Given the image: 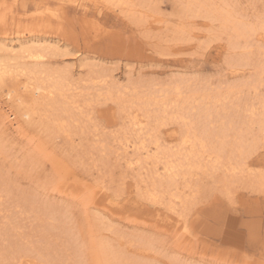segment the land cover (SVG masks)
Listing matches in <instances>:
<instances>
[{
	"label": "rangeland",
	"instance_id": "374dc122",
	"mask_svg": "<svg viewBox=\"0 0 264 264\" xmlns=\"http://www.w3.org/2000/svg\"><path fill=\"white\" fill-rule=\"evenodd\" d=\"M189 2L0 0V64L65 80L36 108L0 87V264H264L263 190L195 169L150 195L152 176L174 163L154 155L189 150L174 116L198 111L193 91H229L239 121L264 114V28L237 47ZM228 2L236 22L264 23V0ZM24 43L48 51L8 57ZM176 83L181 95H167ZM263 148L246 154L251 170L264 171Z\"/></svg>",
	"mask_w": 264,
	"mask_h": 264
},
{
	"label": "bare ground",
	"instance_id": "6f19581e",
	"mask_svg": "<svg viewBox=\"0 0 264 264\" xmlns=\"http://www.w3.org/2000/svg\"><path fill=\"white\" fill-rule=\"evenodd\" d=\"M206 1L207 0H190L189 4H187V6H186L187 9L186 8L185 9L191 11L192 13H197L198 16H200V17L202 16L204 19H209L211 21H216V22L220 23V26H221V27L219 26L220 29L222 28L224 34L226 33L228 35V37L230 39H232L231 44L234 42V45H237V47L240 44H243V46L244 45L248 46L249 40H251L250 38L252 36H254V34L258 30L264 28V23H262V22L258 23V24H254V25L247 24L244 21H243L244 23L242 21H238V20L236 22V20L233 19V17L230 15L229 11L227 10V7H229V5H230L229 4L230 2H228V0H220L219 4H212V3H209ZM118 4H119V2H118ZM191 12H189V13H191ZM232 12H233V10H232ZM219 31H221V30H219ZM19 46L21 48L20 49L21 52L19 53V55H15V53H11V54H8L9 55L8 57H10V56L14 57L15 56V58L17 57L16 59L18 60V59H22L20 57L22 54H27L29 56V58H31L35 61H40L44 57V54L46 53V51H48L45 48V46L40 45L38 43H32V44L24 43V44H21ZM10 49H12V48H10ZM18 50H19V48H18ZM18 52L16 51V53H18ZM8 53H9V51H8ZM27 55H26V57H27ZM5 56H7V55H4V57ZM15 58H13V59H15ZM0 59H1V57H0ZM15 60H14V62H15ZM4 61H6V60H4ZM245 61H246V59L243 62H245ZM10 62H12V61H10ZM237 62H239V61H237ZM246 62H248V61H246ZM2 64H3V66L1 67ZM2 64H0V87L3 90H5L7 93H9V95L11 97H15V98L17 97L18 98L21 94L23 96L25 94V100H26V102L28 101V104L30 103L32 108H36L40 105L38 103L39 98L42 97L45 100L44 95L48 94L50 96H53V97H50V99H49L50 101H53L55 99L54 98L55 92H62L63 89L65 88L64 87L65 80L62 76H53V77H49L47 79L46 77L43 78V75L40 72V70L37 71L35 69H33V70L32 69H20L19 67L17 68L15 66H12L14 63L11 65L10 63H8V61H6ZM239 64L240 63H238V65ZM35 68H36V66H35ZM18 74H20L19 76H21V74L23 76H27V81L26 80H25V82H20L21 80L18 81L19 79L16 77V76H18ZM22 79H24V78H22ZM63 80H64V82H63ZM178 85L179 84L176 83L171 88L169 87V90H168L169 93L168 92H165V93L167 95L168 94H175L179 97V94L181 95V92L179 89V86L181 84L179 86ZM185 85H187V84H185ZM188 89H189V85H188ZM111 91H113V90H110L108 92L105 91V93L103 94L102 97H106L105 99H107V97H108V99H109L110 98L109 96H104V95H106L107 93L110 94ZM200 92L202 93V91L196 90V91H193V93L195 95L191 94V96H197L200 99V103H198L199 108H198V111L196 113H194V114H192V113L181 114L179 112V113H177V116H174L175 121H179L182 124H184L185 130L181 134L182 135L181 136V144H182V146H189V150L184 152L183 148H179L178 151H175V152H172V151L167 152L166 151L168 153V155H167V153H164L165 152L164 151L162 153V155H160L161 154L160 153L159 155H154V157H153L154 164H156V165H157V163L158 164L161 163L160 159H162V158H165V159L172 158L174 160V163L163 162L164 166L162 169H164L165 173H166V175L164 177H160L159 175L158 176H155V175L152 176L150 184H149L151 187L150 188L151 197L154 195L153 199H155L156 197L160 198L161 195L163 196L164 194H168L171 191V190L169 191V189L172 188L171 186H173L174 182L176 181V178L181 177L184 179L185 175L189 174L191 171H192L191 173H193V170H195V169L203 170V174H204L205 170H207L208 172L210 171L211 177H212L213 173H215V175H216V172H218V171L223 172L224 171L228 175V177H227L228 180H226L225 182L231 183L233 180L234 181L237 180V182L239 183V181H240L239 179H241L245 184H247L248 187L254 188V189H259V190L261 189L264 192V171L251 170L250 167L247 166V164H246L247 155L250 157L252 154H254L256 152V150L259 146L264 147V138H263L264 137V124H263L264 123V114H260V117H258L259 115L258 116H256V115L251 116L250 115L248 118L245 117V120L243 119L242 121H239L238 118L235 119L233 117V114H235V108H234L235 106H232L231 103H230L231 106H229V107H227L228 105H226V104H229V103H226L228 101V96H226V95L229 93V91L226 92V95H225V93L223 95L222 93L217 92V91L215 93L210 94L206 90L204 91V89H203L204 94L200 95ZM98 94H100V93H98ZM137 97H135V99ZM110 99H112V98H110ZM177 99L178 98H176V100ZM209 99L213 100L212 101L213 105H211V106L209 103H208L209 105L207 104ZM44 100L43 101L40 100V101H42V104L50 103L49 101H47V100L44 101ZM183 102H184V100H183ZM73 103H74V100H73ZM77 103H79V101ZM234 103H236V102H234ZM51 105H53V104L51 103ZM88 105H90V104H88ZM261 105H262V107H264L263 103H261ZM181 106H182V104H181ZM44 108L45 107H43L42 109H44ZM51 108H53V106ZM69 108H70V105H69ZM71 109H73V107H71ZM32 110H35V109H32ZM72 112H75V111H72ZM77 112H78V110H77ZM249 112H250V114L253 113V111L251 112V110H249ZM223 113H225V114H223ZM70 114H72V113H70ZM255 116L257 119L254 118ZM69 118H71V117H69ZM55 119L53 118L52 121H54ZM171 119H173V118H171ZM213 123H214V125H213ZM217 124H218V126L215 129H216V132H218V133L213 135V137L215 136L214 138L216 140L211 141L210 138L212 137L211 135L213 134V131H211V130H213V126L215 127ZM256 124L259 127L258 128L259 131L257 134L256 133L252 134V131H254V130H252V128L256 127ZM56 125H57V123H56ZM63 125H64V123H63ZM58 128H59V126H58ZM61 129H63V126ZM256 129L257 128H255V131H256ZM57 132H58V129H57ZM59 132H63V131H59ZM61 135H62V133H61ZM228 139H230L229 143L227 142ZM67 141H68V139H67ZM157 143H158L157 140H155L156 146H157ZM216 144H218V145H216ZM141 148L144 149L145 147H141ZM226 149H227V152H226ZM162 150H161V152H162ZM164 150H165V148H164ZM144 151H146V150L144 149ZM222 153L225 154V160L224 161H221L219 159V156ZM163 155H165V156L163 157ZM206 155H208L209 158L214 156V158H212V159L210 158L211 159L210 162L203 163V159H205ZM150 156H152V155H150ZM147 158H149V157H147ZM157 170H158V168H157ZM157 170L155 169V171H157ZM164 170H162V171H164ZM201 170L199 172H201ZM194 172L196 173V171H194ZM203 174H202V176H200V178L201 177L203 178V176L206 175V174L205 175H203ZM193 176H195V175H193ZM223 176H224V174H223ZM223 179H225V178H223ZM217 180H219V179H217ZM221 185H223V184H221ZM233 187H234V185H233ZM197 188H198V186H197ZM228 189H226L227 191L225 192L226 196H224V194H222V195L226 199L231 200V198H232L231 192L232 191L230 192ZM251 190H253V189H251ZM170 197L174 198V199L179 198L175 194L170 195ZM183 205L186 206L185 203ZM170 209H171V207H170ZM170 224L171 223L169 222V225ZM176 224L177 223H175V225ZM183 225H185V224L182 223V226ZM143 249L146 250V247H144ZM147 249L149 250V247Z\"/></svg>",
	"mask_w": 264,
	"mask_h": 264
}]
</instances>
